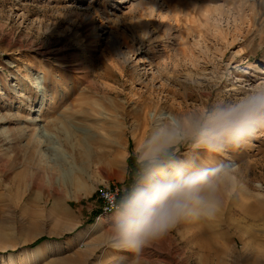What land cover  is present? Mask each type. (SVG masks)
Listing matches in <instances>:
<instances>
[{
	"label": "rangeland",
	"instance_id": "1",
	"mask_svg": "<svg viewBox=\"0 0 264 264\" xmlns=\"http://www.w3.org/2000/svg\"><path fill=\"white\" fill-rule=\"evenodd\" d=\"M263 80L264 0H0V264H264V131L201 156L243 169L247 190L139 256L107 242L97 190L122 192L156 113L230 100ZM71 113L74 161L55 130ZM76 210L77 229L61 232Z\"/></svg>",
	"mask_w": 264,
	"mask_h": 264
},
{
	"label": "clouds",
	"instance_id": "2",
	"mask_svg": "<svg viewBox=\"0 0 264 264\" xmlns=\"http://www.w3.org/2000/svg\"><path fill=\"white\" fill-rule=\"evenodd\" d=\"M264 131V85L191 111L159 112L138 139L126 184L111 205L107 242L139 256L179 223L212 220L226 199L247 190L243 169L202 164Z\"/></svg>",
	"mask_w": 264,
	"mask_h": 264
},
{
	"label": "crops",
	"instance_id": "3",
	"mask_svg": "<svg viewBox=\"0 0 264 264\" xmlns=\"http://www.w3.org/2000/svg\"><path fill=\"white\" fill-rule=\"evenodd\" d=\"M70 116H71V122L69 121L68 123L61 124L59 127L57 125L55 130H56L57 133L58 132H62L64 134H66L67 137H69L71 139V142H70V145H71V152L70 153H71V157H72L71 161H74V128H73L74 127L73 126L74 113H71ZM67 126H69V127H67ZM121 178L122 179H126L127 178V176L125 174V168L121 172ZM70 182L74 183V173H73V171H72V176H71ZM77 212H78L77 210L74 211V220L73 221L68 222V224H65V225H59V227H57V228H59V230L61 232L71 231L73 229L76 230L77 227L79 226L80 221L82 220V218H80L81 214L77 213ZM107 219H108V216H107ZM75 242H76V240L74 239V243ZM69 245H70V242H69ZM220 260L222 261V259H220ZM201 261H202V259H201Z\"/></svg>",
	"mask_w": 264,
	"mask_h": 264
},
{
	"label": "built area",
	"instance_id": "4",
	"mask_svg": "<svg viewBox=\"0 0 264 264\" xmlns=\"http://www.w3.org/2000/svg\"><path fill=\"white\" fill-rule=\"evenodd\" d=\"M98 194L103 201V210L98 219L103 218V215L111 214V205L116 199V197L120 194V190L117 186L114 185H103L97 188Z\"/></svg>",
	"mask_w": 264,
	"mask_h": 264
},
{
	"label": "bare ground",
	"instance_id": "5",
	"mask_svg": "<svg viewBox=\"0 0 264 264\" xmlns=\"http://www.w3.org/2000/svg\"><path fill=\"white\" fill-rule=\"evenodd\" d=\"M134 1H135V0H134ZM138 2H139V4H140V3H141V0H139V1L137 0V3H138ZM140 6H141V5H140ZM135 7H136V6H135ZM202 9H204V8H202ZM208 18H210V17H207V19H208ZM245 73H248V72L246 71ZM259 84H263V85H264V80H263V82H260ZM39 120H40V119L37 118V121H39ZM43 131H44V130H43ZM44 133H45V132H44ZM44 133H43V134H44ZM101 219H105V218H101ZM191 223H193V222H191ZM204 225H205V224H204ZM193 226H194V225H193ZM204 227H205V226H204ZM201 231H202V232H205V231H203L202 229H200V231H198V232H196V233L194 234L198 239H201V238H202L203 233H202ZM200 232L202 233V235H199V234H201ZM196 234H197V235H196ZM191 235H192V234H191ZM198 235H199V236H198ZM209 242L212 243V241H209ZM204 243H206V242L204 241ZM207 244H208V243H207ZM203 245L205 246V244H203ZM209 245H211V244H209ZM212 245H213V244H212ZM212 245H211V246H212ZM201 247H202V245H201ZM202 249H203V248H202ZM210 249L212 250V248L209 247V250H210ZM203 250H204V249H203ZM215 252H216V251H215ZM202 253H203V252H202ZM212 253H213V252H212ZM212 253H211V255H212ZM214 254H216V253H214ZM217 254H218V253H217ZM203 255H204V254H203ZM215 256H216V255H215ZM203 257H204V256H203ZM210 257H211V256H210ZM210 257H209V258H210ZM201 258H202V257H201ZM205 258H206V257H205ZM212 258H213V257H212ZM203 260H204V259H203ZM206 260H209V259L206 258ZM211 260H212V259H211ZM203 262H204V261H203ZM207 262H209V261H207ZM211 262H212V261H211ZM214 264H215V263H214Z\"/></svg>",
	"mask_w": 264,
	"mask_h": 264
}]
</instances>
